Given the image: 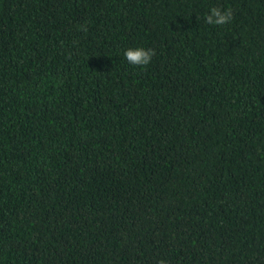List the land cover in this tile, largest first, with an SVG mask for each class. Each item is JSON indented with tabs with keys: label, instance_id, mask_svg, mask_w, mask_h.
Segmentation results:
<instances>
[{
	"label": "trees",
	"instance_id": "trees-1",
	"mask_svg": "<svg viewBox=\"0 0 264 264\" xmlns=\"http://www.w3.org/2000/svg\"><path fill=\"white\" fill-rule=\"evenodd\" d=\"M161 262L264 264V0H0V264Z\"/></svg>",
	"mask_w": 264,
	"mask_h": 264
},
{
	"label": "clouds",
	"instance_id": "clouds-1",
	"mask_svg": "<svg viewBox=\"0 0 264 264\" xmlns=\"http://www.w3.org/2000/svg\"><path fill=\"white\" fill-rule=\"evenodd\" d=\"M232 19L231 10H221L219 8H211L209 14L205 17V22L213 25H223L229 23ZM154 55L153 51L144 47L127 48L123 50L122 57L129 64L138 67L147 66ZM163 264V262H161Z\"/></svg>",
	"mask_w": 264,
	"mask_h": 264
}]
</instances>
